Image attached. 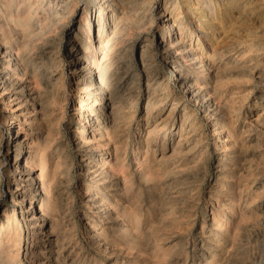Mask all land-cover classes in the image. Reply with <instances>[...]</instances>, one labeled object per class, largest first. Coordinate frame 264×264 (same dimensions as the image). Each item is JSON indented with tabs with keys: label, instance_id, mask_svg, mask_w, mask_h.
I'll return each instance as SVG.
<instances>
[{
	"label": "bare ground",
	"instance_id": "6f19581e",
	"mask_svg": "<svg viewBox=\"0 0 264 264\" xmlns=\"http://www.w3.org/2000/svg\"><path fill=\"white\" fill-rule=\"evenodd\" d=\"M143 1L140 8L132 9L127 5V0H0V113L2 117L12 119L8 159L13 162L19 177L14 184V191L18 194L16 198L15 193L12 195L14 204L0 219V264H18L19 255L24 251L30 264H63L61 253L67 244L60 242L57 233L61 224L57 204L64 192L55 193V202L43 171L44 155L51 142V120L48 119L53 111L49 109L55 105L54 91L61 89L64 79L61 52L58 50L64 34L76 42L75 45L69 44L68 55L72 92L79 95L78 107L75 108L78 123L72 133L74 147L81 162L85 163L82 166L83 183L80 189V203L86 221L84 235L92 245L99 244V252L106 245L102 236H112L118 242L130 245L131 249L145 236L139 231L144 221L141 213L143 204L145 200L151 201L157 197H153L152 188L153 183L159 181V176L175 172L169 169L170 166L163 167L165 161H171L170 158L167 160L162 156L163 160H156V153L150 145L154 132L147 131L146 147H140L145 142L142 141L144 138L137 140L136 148H133V162L129 160L125 141H122L121 146L117 144L120 142L115 141L122 122L129 120L126 112L133 115L140 96L135 85L139 75L135 73L131 62L132 50L136 45L131 31L140 30L152 19L147 8L152 0ZM166 2V6L158 12L162 20L160 48L165 53H171L169 56L172 55L171 63L174 64L171 73L176 83L199 104L204 117L211 119V135L216 136L222 150L216 167L219 177L216 189L224 196L215 205L213 221L207 231L204 229L207 222H203L202 245L196 264H263L264 228L255 234L249 230L264 224L261 212L264 192L258 191L255 195L250 193L254 185L264 190V166L260 168L264 164L260 161L257 163L258 168L252 167L251 159L245 156L244 132H239L237 121L229 116L232 113L238 115L239 111L232 107V102L222 104L219 101L223 97V79L229 67L225 62L222 64L226 55L225 51H219L221 35L216 38L215 35L218 31H222V34L237 32L235 20L244 22L247 17L251 20L250 14L257 9H264V0ZM181 3L186 5L191 16L197 18V26L193 31L187 28L184 17H179ZM168 4L173 7L170 12ZM79 16L77 31L70 32L73 21ZM225 20L227 23L224 25ZM262 24L259 31L248 29L243 40L246 44L243 45L242 56L248 55V61L260 63L264 60V20ZM149 35L141 39L144 46L139 61L141 69L148 76L145 126L158 106L151 99L157 93V87L167 94L172 91L167 92L169 83L165 84L163 75L150 62L147 64L146 56H152L150 48L154 41V36ZM204 41L210 42V50L205 47ZM192 42H196L195 45L199 47L197 50L192 47L187 49ZM99 56L108 59L102 63L97 59ZM238 66L233 65V69ZM242 66L246 70L244 76L247 80L240 83L246 84L248 91L243 100L252 96L256 99L254 106L261 109L254 120V127L249 129L260 144L264 135V63L256 67ZM256 68L260 70L253 71ZM188 71L194 74V79L190 78ZM155 84L158 85L156 88ZM28 103H31V107L26 108ZM124 109L127 111L124 112ZM183 109L179 139L177 146L173 147L174 154L178 156L185 155L182 148L183 142L187 141L184 138V123L194 113L191 107ZM173 113L174 108L170 114ZM250 123L253 125V121ZM228 125L229 128L225 130ZM141 129H137L139 134ZM191 131L195 132L194 129ZM154 140L161 146L163 153L167 146V135L162 137V141L158 138ZM190 151H194V147ZM62 157L66 158L64 153ZM35 167L41 169L38 177L33 175ZM154 194H157L155 190ZM160 197L157 200L160 201ZM27 204L30 206L27 207ZM254 211H258L260 216ZM19 216L26 231L21 229ZM97 222L104 227L101 234L90 228L95 227ZM101 241L104 242L102 245ZM71 264H80V261L75 260ZM81 264H85V261Z\"/></svg>",
	"mask_w": 264,
	"mask_h": 264
},
{
	"label": "rangeland",
	"instance_id": "374dc122",
	"mask_svg": "<svg viewBox=\"0 0 264 264\" xmlns=\"http://www.w3.org/2000/svg\"><path fill=\"white\" fill-rule=\"evenodd\" d=\"M166 1L167 0L150 1V5H147V8L150 9L148 14L152 18L150 23L146 24L140 30L138 29L139 31L134 29L131 31L132 33L130 32L132 36H134V39H136V45H134L131 54V62L132 65H134L135 73H138L137 75H139L137 76L135 85L137 86V90L140 92V96L138 97L137 104L134 107L133 115L132 113L128 114V112H126L127 115H129V120H124L122 122V127L120 128L121 133L119 132L116 135L115 141L120 142L117 143L120 146L122 145V141H125L128 149V157L130 158L129 160L133 162V148H136L137 140H139L140 137L141 139L144 138L145 140L142 141L145 142H143L140 147H146L147 143L145 136L147 131H151L152 133L154 132V137L150 141V145L153 147L152 149L156 153V160H163L162 156H164V159L167 160L170 158L171 161H165L163 167L167 168L170 166L169 169L175 173L171 175L162 173V177L159 176V181H155L156 183H153V188L157 194H154L153 188L152 194L153 197H155L154 195L157 197H155V200L154 198L151 199V201L150 199L145 200L143 209L141 210L144 221L141 224L139 231L145 236L142 235L144 239L141 237L142 240L140 238L139 242L136 244V246L132 247V249L130 245L129 247L127 244H125V242L120 243L118 242V239L112 236L106 238L102 236L106 245L102 247V250L99 252L97 248L99 244L92 245L84 235L86 229L84 224L86 221L84 220L83 216L84 208L80 203L82 198L80 189L83 183L82 166H84L85 163L81 162V158L79 157L77 149L74 147V136L72 133L74 126H76L78 123L75 115V108L78 107L79 95L72 92L73 80L69 71L68 55V49L70 48L69 44L75 45L76 42H72V39L68 37V34L62 35V40L59 43L58 50L61 52V69L63 71L64 79L62 80L61 89H55L54 92L56 93V102L55 105H52L49 109L50 111H53L50 112L52 113V116H50L48 119V121H52H50V128L52 131L51 142L47 148L46 155H44V170L46 172L43 171V176L47 184H50V191L55 202H57V194H62V192H64L61 197L62 200L60 199L59 203L57 204L59 206V211L57 212L61 218V224H59V231L57 233L60 237V242L64 245L67 244V248L61 253V262H63V264H71L72 261L75 260L77 262L80 261V264L82 261H85V264H196V260H198L197 254H199L198 250L202 245L201 236L204 226L203 222H207V226L205 225L204 227L205 231H207L209 225L213 221L215 205L218 204V199L224 196V194L219 193V191L216 189V185L219 180L216 167L219 163L222 150H220V143L218 144L216 136L211 135V119H206L202 110H200L199 104L193 101L191 95L184 88L181 89L178 86L175 81V76H173L171 73L174 66V64L171 63L172 55L169 56L171 53H165L160 48L162 44V40L160 38L162 20L159 17L158 12L161 8L166 6ZM169 1L170 0H168V2ZM143 2V0H127V5H129V8L132 9L135 7L140 8ZM180 6L181 15L179 17H184L185 24L187 28H189V31L195 30L197 26L196 16H191L190 13L187 12L188 10L184 3H181ZM167 7L170 8L169 12L170 10L172 11L173 7L170 4H168ZM92 11L94 12V9H92ZM173 14L175 15V13ZM263 14L264 9H257L255 13L250 14L252 18L251 20H248V17L247 20L244 21L245 23L242 20H235L236 23L234 26L237 27L235 29L238 33L233 31L234 34L233 32H228L226 35L222 34V31H218V33L215 35V38L217 35H221L219 38V51H225L226 55L222 60V64L225 62V65L227 64V67H229L226 72L227 75L225 74L223 79L225 82L222 94L223 97H221L220 100L219 98L216 100H219L222 104L232 102V107L239 111L238 115L232 113L229 114V116L237 121L236 128L239 130V132H244L243 139L244 149L246 150L245 156L248 158V160H252H250V162L253 164L252 167L254 169L258 168L260 161L261 164H264V135L261 138L263 142L261 141L259 144L256 140L257 136L253 135V132H249V129L254 127V120L259 115L258 113L261 112V109L258 108L257 105L254 106L256 99H254L252 96L246 100H243V96L246 95L248 91L246 90V84H241L240 82L247 80L246 76H244L246 70L243 69L242 65H253V67H256L255 65H262V63H264V60L260 61V63L257 61L251 62L248 61V55L246 57L242 56V48H244L243 45L246 44V42H243L245 35L248 32V29H251L252 31H259L262 29V23L264 20ZM79 18L80 16L75 18L73 21L70 32L77 31L78 21L80 20ZM226 23L227 20L224 21V25ZM149 33L154 36V41L152 47L150 48L152 51V56H146L148 57L147 64L150 62L151 65H153V68H155L156 71H159L161 76L163 75L162 79H164L163 81L166 80L165 84L169 83V90H167V92H170L171 90L172 91L167 94L161 90L160 87H157V84H155L156 86L154 85L155 88H158V90L151 99H154L153 103H158V106L154 108L152 116L150 117L148 124L145 126L146 113L144 107L148 101V76L146 71H144L143 68L141 69L142 64L139 61L142 56V47L144 46V43L141 42V39H143V37ZM166 36H168V33H166ZM192 43L190 46L188 45L187 49L190 50L192 47V49L197 50L199 47L195 45L196 42ZM204 45L210 50L209 41L206 43L204 41ZM98 58L102 63L106 62L108 59V57L102 59V56L97 57V59ZM234 61H237L236 64ZM233 65L239 66L233 69ZM186 69V67H183L184 71H187ZM259 70V68L253 69L255 72ZM188 73L190 78L194 79V74L189 71ZM11 94L13 95L14 93L11 92ZM156 100L159 102H155ZM30 105L31 103H28L26 108L31 107ZM84 105L87 107L86 103ZM186 106L188 108L191 107L194 113L192 117L184 123V138H186L187 141L183 142L182 148L183 152H185V155L178 156L174 154L173 147L177 146L176 144L179 139L181 119L182 115L184 114L183 108ZM62 108L63 110H61ZM173 108L174 113L170 114L171 109ZM125 111L127 110L124 109V112ZM24 112H26V109H24ZM170 115L171 117L169 118ZM0 117L1 219L3 218L6 210L14 204L12 201V195L15 193L14 198H16L18 195L14 191V184L15 180L19 179V177L13 162H11V159H8L9 136L11 135L13 128L10 125V121L12 119L11 117H2L1 113ZM167 118H169V121ZM5 121H7V123H5ZM252 121L253 125L250 123ZM222 124H224V121H222ZM139 127L142 128L141 134H139V130H137ZM225 127V130H227L229 125ZM192 129H194L195 132L191 131ZM165 135H167L168 141L167 146L162 153L160 149L161 146L157 144L154 138L161 139L162 141V137ZM58 138L61 139L59 140ZM193 147L194 151H190V149ZM62 153H64L66 158L62 157ZM66 163H68V165ZM256 164L257 166H255ZM263 166L264 165L260 166V168ZM37 168L38 167H35L33 174L35 177L38 173H41V169ZM251 184L252 183H250V185ZM258 191L260 193H262V191L264 192L262 188L258 189V185H254L250 193L251 195H255L256 193H259ZM56 192L57 194H55ZM145 194H147V192ZM160 195H162V197H160ZM158 197L162 199L159 201L157 200ZM152 200L154 201V204H152ZM155 203H157L156 206H154ZM164 203H166V205ZM35 205H37V203ZM29 206L30 205L27 204V207ZM261 212H263L262 216L264 217V204L261 206ZM254 214L260 216L258 211H254ZM19 220L21 223V229L25 230L24 222L21 220V216H19ZM94 226L95 227L90 228H92L93 231L95 230V232L101 234L104 227L101 226L99 222H97ZM262 227L264 228V224L249 231H252V233H258ZM30 241H32V238H30ZM103 243L104 242L101 241V245ZM158 246L161 247V249ZM26 263L30 264L26 259L24 251L21 255H19L18 264Z\"/></svg>",
	"mask_w": 264,
	"mask_h": 264
}]
</instances>
